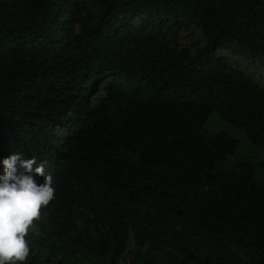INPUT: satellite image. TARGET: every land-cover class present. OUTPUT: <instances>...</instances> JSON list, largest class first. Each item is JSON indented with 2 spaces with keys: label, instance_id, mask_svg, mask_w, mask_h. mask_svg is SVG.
Returning a JSON list of instances; mask_svg holds the SVG:
<instances>
[{
  "label": "trees",
  "instance_id": "trees-1",
  "mask_svg": "<svg viewBox=\"0 0 264 264\" xmlns=\"http://www.w3.org/2000/svg\"><path fill=\"white\" fill-rule=\"evenodd\" d=\"M217 44L264 63V0H0V175L36 156L55 189L23 264H264V160L204 129L216 114L264 155V88ZM115 77L142 84L92 104Z\"/></svg>",
  "mask_w": 264,
  "mask_h": 264
},
{
  "label": "clouds",
  "instance_id": "clouds-1",
  "mask_svg": "<svg viewBox=\"0 0 264 264\" xmlns=\"http://www.w3.org/2000/svg\"><path fill=\"white\" fill-rule=\"evenodd\" d=\"M0 175V264H23L30 248L26 239L41 209L54 199L51 175H45L47 160L22 159L14 153L2 161ZM17 165L24 171L18 172ZM33 165H36L33 169ZM43 177L38 184L36 177Z\"/></svg>",
  "mask_w": 264,
  "mask_h": 264
},
{
  "label": "rangeland",
  "instance_id": "rangeland-1",
  "mask_svg": "<svg viewBox=\"0 0 264 264\" xmlns=\"http://www.w3.org/2000/svg\"><path fill=\"white\" fill-rule=\"evenodd\" d=\"M125 24H133L135 26L143 25H157L161 24L163 30L176 29V43L179 49L188 48L193 54L198 48H201L205 41L199 30L188 24L179 25V23H172L170 20L164 19H138L137 17H130L125 21ZM212 55L215 57L222 56L226 58L227 62L232 68L242 71L245 75L249 76L252 81L258 83L264 88V63L259 58H250L246 54L242 53L236 46L226 47L221 44L214 46ZM114 85L122 88L123 90H130L139 87L141 81H122L119 77L109 78L101 83L95 93L91 96V103L95 104L97 99L103 95V89L107 85ZM204 129L208 133H221L226 137L235 139L238 141V157L244 156L245 153L249 156H254L256 161L264 160L263 153L249 152L246 146L247 141L243 136V133L226 123H224L216 114H211L207 119ZM230 161L236 162V157H232ZM219 167L222 164L218 165ZM232 166V165H231ZM144 255L151 258L155 262H158L159 255L152 250H144ZM122 264H129L126 259Z\"/></svg>",
  "mask_w": 264,
  "mask_h": 264
}]
</instances>
